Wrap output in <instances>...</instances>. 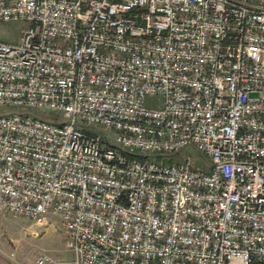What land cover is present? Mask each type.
<instances>
[{"label":"built area","instance_id":"2783aa9c","mask_svg":"<svg viewBox=\"0 0 264 264\" xmlns=\"http://www.w3.org/2000/svg\"><path fill=\"white\" fill-rule=\"evenodd\" d=\"M10 20L0 213L58 215L74 264H264V0H0ZM189 147L206 169L134 157Z\"/></svg>","mask_w":264,"mask_h":264},{"label":"rangeland","instance_id":"374dc122","mask_svg":"<svg viewBox=\"0 0 264 264\" xmlns=\"http://www.w3.org/2000/svg\"><path fill=\"white\" fill-rule=\"evenodd\" d=\"M27 25V22L21 20L0 22V40L19 42ZM9 110L6 106H0V112ZM29 111L55 121L62 119L61 113L57 111L37 108ZM111 133L114 134L112 130ZM141 154L146 156V159L165 163L181 162L184 156L189 155L194 164L207 168L204 157L193 147L175 154ZM63 248H66V232L58 215L51 214L45 222L39 223L26 216L0 213V264H36V260L44 252H49L53 257L54 262L50 264H59L61 261L56 257L59 256L58 251H63Z\"/></svg>","mask_w":264,"mask_h":264},{"label":"crops","instance_id":"0c3cea01","mask_svg":"<svg viewBox=\"0 0 264 264\" xmlns=\"http://www.w3.org/2000/svg\"><path fill=\"white\" fill-rule=\"evenodd\" d=\"M58 253H59V256L56 258L61 261L59 264H74L73 263L74 253L72 252L70 248H68L67 244H66V248H63V251H58ZM60 253L62 255H60Z\"/></svg>","mask_w":264,"mask_h":264},{"label":"trees","instance_id":"16d2710c","mask_svg":"<svg viewBox=\"0 0 264 264\" xmlns=\"http://www.w3.org/2000/svg\"><path fill=\"white\" fill-rule=\"evenodd\" d=\"M134 157L140 158V159H144L146 156L142 155V154H135Z\"/></svg>","mask_w":264,"mask_h":264}]
</instances>
